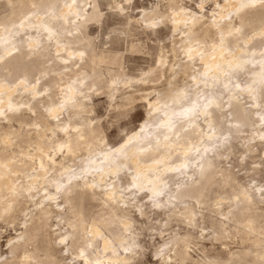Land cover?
<instances>
[{"label":"bare ground","instance_id":"bare-ground-1","mask_svg":"<svg viewBox=\"0 0 264 264\" xmlns=\"http://www.w3.org/2000/svg\"><path fill=\"white\" fill-rule=\"evenodd\" d=\"M5 1L12 9L11 18L18 20L12 23L13 20L10 19L11 25L0 23V122L8 126L7 131L0 132V221H8L28 201H31L34 209L27 215L29 220L22 225L24 227L20 229V234L14 238V242L10 239L6 243L9 256L0 264H66V257L72 256L81 262L79 251L85 243H91V247L86 251L85 258L88 260H98L100 264H132L139 255L140 246L136 234L138 231L134 230L135 223L133 224L130 213L133 208L142 209V213L136 212L137 216L146 219L147 203L145 204L144 200L148 197L139 193L133 197L135 204L127 209L124 205L128 204V192L120 197L117 191L120 203L110 200L109 197L114 190L113 183L116 190L129 187L128 181L135 175L134 169L137 167L142 171L152 169L157 176L163 178L161 186L164 195L161 200L164 205V201L170 197L166 200L170 207L153 208L151 202L147 201L150 213L164 215L167 222L185 218L186 226L191 229L196 227L204 215L197 221L190 218V207H179L183 200L197 201L214 187L218 188L217 186L222 190L236 187V200L232 201L231 198L227 204L220 200L215 206L208 205L202 210L210 216L213 229L211 236H214L212 240L229 239L230 233H225L234 230V235L240 236L242 244L246 242L248 246H242L245 248L240 252L229 254L226 260L215 261L218 264H264V191L257 194L253 189L236 184L230 173L225 170H221L223 175L220 174L222 177L219 181L211 182L212 176L218 170V162L231 153L237 141L240 143L248 140L240 138L239 134L244 133V129L257 125L260 121L255 120L253 116L261 110L264 111V88L260 83V74L264 72V0H255L251 6H248L249 0H198L195 12L188 10L186 6L175 8L172 10L168 26L177 36L167 52L171 55L172 63L175 62L174 59L180 58L177 63H173L174 66L169 64L170 60L166 56L165 59L158 57L160 67L157 73H153L155 70L152 72L151 69L152 73L149 71L150 74L142 79L127 78L125 75L119 80H113L115 77L111 80L108 78L109 81L105 85L101 81L103 85L97 86L95 91H91V88L84 84V80H79V84L76 82L78 85L69 80L66 82L73 85L61 89L59 101H55L50 88L30 82L29 76L35 70L34 64L37 60L51 47L55 49L57 59L69 63L65 67L69 73H62L60 82L71 77H81L89 64V54H93L90 63L99 61L98 58L102 55L93 53L94 47L90 41L81 46L86 39V27L100 12L98 3L95 0ZM172 1L168 0L169 3ZM209 2L212 3L213 9L207 14L205 6ZM116 5L119 3L115 4L114 8L123 12ZM154 12L158 14L159 10ZM148 15V12L143 11L141 18L135 23L146 25L144 17ZM161 18L164 20L166 17L163 14L156 17ZM254 24L261 26L251 30L253 34H247L248 28ZM70 44L80 47L74 48L73 45V49ZM259 45L263 49L257 48ZM189 47L192 48L191 59L186 55ZM80 53H83V56ZM114 60L116 63V59L110 61L113 63ZM99 63L102 64L100 61ZM77 65L76 70H71L72 66ZM238 65L242 66V69L238 68ZM4 71L6 76L2 75ZM183 78L190 81L185 86H179L178 83L184 81ZM241 79H244L243 82ZM161 81H164V88L161 90H142L153 82L160 84ZM235 84H240V89L235 88ZM249 86L254 91H241ZM70 87L72 91H69ZM185 88H190L193 93L199 91L202 96L213 101L209 109L210 115L207 121L201 116L200 120L195 122V132L190 131L177 143L169 144V141L163 139L166 130L157 125L166 121L174 111H180L182 102L174 101L173 96L177 90ZM103 91L106 92L109 107L113 110L124 111L134 105L137 101L135 94L139 92L142 93L140 101L148 109L146 121L139 124L132 133L125 134L123 140L115 146L105 142L100 121L91 118L92 99ZM69 97L72 99L64 104L63 108L59 107ZM250 99H254V103H249L250 107H247V101ZM150 104L159 109L158 112H153L151 117ZM255 104L258 109L253 108ZM32 116L34 119H31ZM227 117L239 127H230L227 132L229 138L222 139L221 119ZM146 122L149 125L147 127ZM209 122L215 129L210 142L206 135H199L201 130L207 133ZM12 123H16L19 129H12ZM65 127L71 131L65 133L62 130ZM141 127H146V131L129 145L127 150L128 156L133 158L131 168L127 166L126 160H116L107 155L111 148L119 147L129 136L139 133ZM261 130L264 131V127H261ZM157 140L160 141L159 148L155 147ZM61 144H69L70 150L53 151ZM166 145L168 147H165ZM189 146L192 150L186 156L185 152ZM241 147L245 153H253V145ZM197 148L200 149L199 152L195 150ZM204 148L210 150L205 152ZM80 153L84 155V159H79ZM137 159L142 161L139 165L136 163ZM156 161L161 164L158 165ZM182 163L188 166L179 171H168L169 168H178ZM117 164H123L119 177L115 175ZM175 178H182L181 181L185 182L183 186H179L178 191L169 187L171 180ZM58 186H62L60 192L56 191ZM86 199L99 202L102 209L99 208L100 217L103 219L101 222H90L85 226ZM171 199L175 202L170 201ZM204 200L206 201V198ZM200 204L207 206L208 202ZM58 216L68 228L69 236L63 248L56 244V233L47 228L49 221ZM119 230L124 233L121 237L116 236ZM89 232L92 233L91 238ZM172 246L173 256H168L167 252L163 253L162 264L172 261L174 264L193 262L189 254L188 237L173 240ZM64 249L67 250L66 255L63 253Z\"/></svg>","mask_w":264,"mask_h":264},{"label":"rangeland","instance_id":"rangeland-1","mask_svg":"<svg viewBox=\"0 0 264 264\" xmlns=\"http://www.w3.org/2000/svg\"><path fill=\"white\" fill-rule=\"evenodd\" d=\"M95 1L99 5L100 12L96 16L95 19L96 21L94 20L86 27L84 32L85 36L83 35L86 39L84 38L85 40L83 44H81V46H84L86 42L90 41L91 45L94 47L93 53L100 56L102 55L101 58H98L99 61L102 62V64L100 63L98 64L99 61L95 63H90V61L93 60V54H89L90 52L88 51L87 54H89V58H88L89 64L82 72L83 73L82 76L84 78H82V76L81 77L77 76L75 77V79L74 77L73 78L71 77L66 80H62L61 83L59 77L62 73H69V70L65 68L66 66L69 65V63L62 62L61 60L57 59L58 55L54 53L55 49L51 47L44 54L45 57L42 56L43 58L41 57L37 60L38 62L34 64L35 70L32 72V74L33 73L34 74L33 75L31 74L29 76L30 82L32 81L34 83H38V86L40 87L46 86L48 89L50 88L49 90H51V92L54 94L55 101L60 100L61 97L60 91L62 88L64 90L66 89L64 88L66 86L73 85L74 83L76 85L77 84L76 82H78L79 80L80 81L84 80L83 81L84 84H86L89 88H91L90 89L91 91L93 90L95 91V89H97V86L103 84L105 85L109 81V79L111 80L113 77H115L113 78V80L114 79L119 80L120 78L123 79L124 75L126 77L128 76L127 78L142 79L143 77L145 78L147 75L150 74L149 71L151 69L152 72L153 70H155V72L153 73H157V70L160 67L159 59H165L167 57L170 60L169 61L170 65H172L173 63H177L178 60L180 59L179 57H178L179 59L176 58L177 60L174 59L173 61L175 62L172 63L171 61L172 58H170L171 55L169 53L168 54L170 56L167 54V52L170 50V44L172 45L173 39L176 38L175 36H177L176 33L171 32L170 27L168 26L170 16L172 15V10L180 6H186L188 10L195 12L197 11L196 2H198V0H173L170 3L168 2V0H131V3H128L126 2V0H123V2L125 1L124 3L126 4V7L123 12H119L114 7L115 4L117 3L121 4L122 0H95ZM169 4L170 7H168ZM13 7L15 8L16 5H14ZM157 9L159 10V13L155 14L154 11H156ZM212 9H213V5L211 2L206 4L205 12L207 14ZM143 11L146 13L148 12L149 14L148 16L151 17L156 18L159 15L163 14L165 15L166 18L158 27L147 28L144 24L135 23L141 18ZM11 12L12 9L7 4V2L5 0H0L1 24L11 25L13 22H16L18 20V18H11ZM10 19L13 20L12 23H9ZM4 20H6L7 23ZM131 22L132 25H130ZM253 26H252L253 28L252 27L248 28L247 34L250 33L253 34V31L251 30H254L255 27L261 26V24H254ZM70 46L71 48L80 47V45L77 44H72V45L70 44ZM257 48L263 49V47L260 45L257 46ZM53 58L56 59L55 62ZM113 59L117 60L116 63L115 60L113 63L110 61V60L113 61ZM109 62H111L112 65H110L111 63ZM77 68L78 65L77 67L72 66L71 70H76ZM175 68H177L176 64H175ZM110 72L115 74H110ZM2 75L6 76L7 75L6 71H4ZM48 79L49 80L51 79V82L53 79V82L52 83L49 82ZM69 80L70 81L72 80L71 83L73 82L74 83L73 84L68 83ZM183 80L184 81L181 80V82L179 81L178 83L180 84L179 86L181 85L185 86L190 81V79L187 80V78H183ZM243 80L244 79H241V82H243ZM101 81H103L104 83L102 84ZM153 83L151 85L149 84L148 87L142 88V90H148L152 88L161 90L164 88V81H161L160 84L159 82L158 83L153 82ZM151 92L153 91L151 90ZM141 95H142L141 92L136 93L135 98L137 99V101L135 102L134 105H132L131 107H127L126 110L124 111L113 110L109 107V101L105 91L101 92L100 95L93 97L92 99L93 114L91 115L92 116L91 118L93 120L100 121L101 129L105 135L103 137L106 138L105 142L107 141L111 146L117 145L116 141L121 142L123 140L122 137L124 138L125 134L132 133L138 127L139 124L143 123L144 120L146 121L147 119L146 111H148V109L145 108V105L142 104V102L140 101L139 98ZM247 103H248L247 107H250L248 105L249 103H254V99H250V101H247ZM257 106L258 105L255 104L253 105V108L258 109ZM140 115H143L144 117L143 120L133 119L134 116L139 117ZM261 116H264L263 110L259 111L258 114L253 116L255 120L258 119L260 122H258L257 125L254 124L250 129H244V133L239 134L240 138L242 137L248 138V140H244V141L240 140L241 141L240 143L237 141L233 145V149L231 153L225 155L218 162L217 164L218 166H216L218 170H216V172L214 173L215 175L212 176L211 182L219 181L223 175V173H220L221 170L222 171L225 170L227 171V173H230L231 178L235 180L236 184H240L241 186L248 189H253L256 191L257 194H259L258 193L259 191L262 190L264 191V139H261V137L264 136V131L261 130V127L262 129L264 127V122L261 121L260 119ZM31 119H34V117L32 116ZM28 122L30 123L31 121L29 120ZM221 122H222L221 123L222 127L220 128V135L221 134L223 135L221 137L222 139L229 138V134H227V132L230 130V127L233 128V125L234 127H239V125H237L236 123L231 122L230 117L221 119ZM1 124H0V132L7 131L8 126L5 123H1ZM11 127L14 130L19 129L16 123L14 124L12 123ZM14 144L16 145L17 143L15 142ZM247 144L253 145V153H252L253 156L252 154L245 153L244 149L241 147V146L247 147L248 146ZM235 145L237 147H235ZM15 147L14 149H16ZM78 157L79 159H84V155L82 153H80ZM181 179L175 178L171 180L169 187H171L172 190L174 191H178L179 188L183 186V184L185 183V182L183 183L184 180L181 181ZM189 179L191 180L192 176ZM175 181L177 183H174ZM217 187L219 188V186ZM218 188L214 187L206 196L204 195L203 198L201 197L197 201L194 199H185L180 203L179 207L181 208L190 207L191 209L189 215L190 218H193L197 221V219H199L201 215H204V218L201 221H198L194 229L188 228L186 226L187 220L185 218H182L180 220H171L167 222L164 215L154 212L150 213L151 211L150 205H148L147 202L149 200L145 199L144 201L146 202L144 203L145 204L147 203L145 206V211H146V215L148 216L147 217L148 220L147 218L145 219V217L142 218L139 217V215L137 216V213L134 215L133 211L130 213V216L133 219V224L135 223L133 225L134 230L135 232L138 231L136 232V234L138 235L137 241L140 246L139 255L132 264H162L161 256L163 255V253L167 252L168 256L170 257L173 256L172 241L184 237L189 238V244H190L189 254L193 259L192 263H186V264H202L203 261L208 259L226 260L229 254L240 252L245 247H247L248 244L246 242L242 244L240 236L234 235L235 233L234 230H229L227 233H225V235H228L230 233L229 235H231V237H229V239L215 238L214 240H212L214 236L213 238L211 236L213 235L212 233L213 229H211V223L209 219L210 216L203 210L206 209L208 205L209 207L212 206V204L215 206V204L219 203L218 201L220 200L221 201L224 200L225 204H227L228 200L230 202L231 198H232L231 200L234 201L236 200L234 199L235 196L238 194V189L236 187H232V188L228 187L223 190ZM168 198L170 197L168 196ZM205 198L206 201L208 202L207 206L200 204L202 202L206 204V201L204 200ZM166 200L164 201L165 206L170 207V205L166 203ZM170 201L175 202L174 199L173 200L171 199ZM97 203L96 201H91L89 199H86L84 201V208L87 207V209L86 208L84 209L85 212L84 215L86 216L85 226H88L90 222L92 223L97 221L99 223L101 222L100 220H103L100 217L101 215L100 212L102 209L99 206L100 205L99 202ZM31 206H32L31 201H28L26 204H24L21 207V210H18V212L14 214L8 221H0V263L1 261L6 260V258L9 256L8 244L6 243L10 239H12L11 241L14 242V238L20 234V229L24 227V226L22 227V225L29 220V217H27V215L31 214V212L34 209L33 206L32 207ZM95 213H97L98 216ZM94 214H95V218L93 216ZM87 215H89L90 217ZM58 217H54L55 219L54 218L51 219L49 221L50 223H48L47 228L50 231L56 233L54 237L56 244L63 248L64 243L62 244L60 243V241L62 239L63 240L68 239L69 236L67 233L68 228L65 227L66 224L64 223V220L62 221V219ZM119 231L116 232L117 237H121L124 234L121 231H120L121 233H119ZM180 242L183 243V241ZM240 242L242 245L240 244ZM242 246L245 247L242 248ZM161 249H163L162 254H161ZM63 253L64 255H66L67 250L64 249ZM209 253H212L217 258L213 255L209 256ZM58 258L60 259L59 256ZM64 263L81 264V262L75 260L73 256L71 258L66 257ZM168 264H174V262L173 261L168 262Z\"/></svg>","mask_w":264,"mask_h":264},{"label":"snow or ice","instance_id":"snow-or-ice-1","mask_svg":"<svg viewBox=\"0 0 264 264\" xmlns=\"http://www.w3.org/2000/svg\"><path fill=\"white\" fill-rule=\"evenodd\" d=\"M128 3H131V0H127ZM255 3V0H249V5ZM116 7L120 11H124L126 4L121 2V4L116 5ZM201 7L203 5L201 4ZM144 20L147 21L146 27L149 28H156L158 27L162 22L163 18L156 19L155 17L151 16H145ZM223 40V37H221V41ZM191 52L192 48H188L186 55H188L189 59H191ZM81 56H83V53H80ZM238 68L242 69V66L238 65ZM195 79V77L193 78ZM206 83V82H205ZM260 83L262 85V88H264V72L260 74ZM197 87H199L197 85ZM235 88L240 89V84H235ZM247 90L250 93L254 91V89L249 86L247 89H241V91ZM69 91H72L71 87L69 88ZM72 98L69 97L67 100L63 101L59 107L63 108L64 104L68 103L69 100ZM174 101L176 102H182L180 106V111L173 112L172 115L164 121L162 124L157 125V127L163 128L166 130L165 133H163V139L165 141H169V144H175L177 143L182 136L189 134L191 132H195V122L200 120L201 116L204 117V119L207 121L208 117L210 115L209 109L212 106L213 101L208 99L205 96H202L199 91L193 93L190 88L185 89H179L175 92L173 96ZM149 117L152 116L153 112H158L159 109L155 105H149ZM134 120L139 119L143 120V115H140L139 117H133ZM261 121H264V116L260 117ZM123 126V125H122ZM149 126L146 122V127ZM146 127H141L140 132L137 134H134L133 136H129L124 144H121L119 147H113L111 148L107 155L114 157L116 160H126L128 162L127 166L129 168L132 167V157L128 156V146L132 145L133 142L146 131ZM65 133H69L71 130L67 127L62 129ZM215 129L214 126L209 122L208 123V130L207 133H205L203 130L199 133L201 137L207 136V140L210 142L212 140V136ZM170 134V135H169ZM102 139V137H101ZM123 139V137H122ZM227 139V138H225ZM261 139H264V136L261 137ZM203 142V141H201ZM117 144H119V141H116ZM152 141H149V144H151ZM160 141L157 140L155 142V147L159 148ZM165 147H168L166 145ZM71 146L69 144H61L58 148H54L53 151H59L64 152L65 149L70 150ZM192 150V147L189 146L188 150L185 152V155L187 156L188 152ZM197 152L200 151L199 148L195 149ZM209 148H204V151H209ZM143 151V149H142ZM142 161L140 159L136 160L137 165H139ZM156 163L159 165L161 164L160 161H156ZM188 165L186 163H182L179 165L178 168H169L168 171H179ZM123 168V164H117L115 167V175L119 177V173ZM135 175L132 177L131 181H128L129 187L126 189H115V184L113 183V191L111 196L109 197L110 200L115 201L116 203H120V200L117 198V191H119L120 197H123L125 192H128L130 195L128 196V204L124 205L125 209H127L130 205H134L135 201L133 199L134 196L138 195L139 193H144L148 197V200L151 202L153 208H162L164 207V203L161 200V197L164 195L163 187L161 186L163 184V178L161 176H157L156 173L152 169H148L147 171H142L139 167L134 169ZM62 190V186H58L56 191L60 192ZM49 199H52V197H49ZM143 199V197H141ZM133 214L135 215L137 211H140L142 213V209H136L133 208ZM191 223V221H189ZM89 238H91L92 233L89 232ZM99 235V234H97ZM60 243H65V240H61ZM91 247V243H85L81 250L79 251V256L81 258V264H100V261H91L86 259V251L87 248ZM163 253V249H161V254ZM212 253H209V256H212ZM204 264H218L217 261L213 259H208L204 261Z\"/></svg>","mask_w":264,"mask_h":264}]
</instances>
